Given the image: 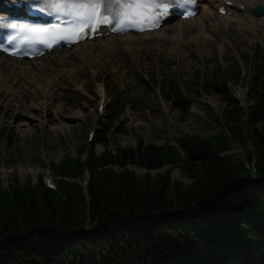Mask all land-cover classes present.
<instances>
[{"label":"trees","instance_id":"trees-1","mask_svg":"<svg viewBox=\"0 0 264 264\" xmlns=\"http://www.w3.org/2000/svg\"><path fill=\"white\" fill-rule=\"evenodd\" d=\"M226 64L201 86L225 99L220 117L206 107L217 134L112 151L99 131L50 163L55 189L42 178L0 184V264H264V60L250 62L246 108L230 93L245 80L242 68ZM171 91L164 101L188 112L192 93ZM234 144L249 145V168L233 160ZM175 169L187 183L173 179Z\"/></svg>","mask_w":264,"mask_h":264},{"label":"rangeland","instance_id":"rangeland-1","mask_svg":"<svg viewBox=\"0 0 264 264\" xmlns=\"http://www.w3.org/2000/svg\"><path fill=\"white\" fill-rule=\"evenodd\" d=\"M199 5L193 23L182 26L180 34L173 31L177 24L173 20L156 35L102 48L100 59L89 45L62 52L57 57L64 55L63 60L49 54L42 75L39 70L13 75L0 58V74L7 81L0 88V184L8 187L14 181L39 178L55 181L50 163L67 154L75 156L89 143L91 132L94 136L106 132L112 151L118 146L135 147L138 142L154 147L172 144L185 134L203 138L217 134L222 127L209 119L206 107L220 117L227 108L225 99L205 93L201 86L210 70L223 71L229 61L240 65L245 75L239 85L230 86V93L240 106L250 105L246 77L251 60H264V26L248 29L236 23L237 17L217 14L216 6L209 7L207 1ZM174 35L180 38L176 41ZM167 88L170 95H174L171 88L192 93L188 112L164 101L161 94ZM249 150V145L242 150L234 144L230 154L234 161L245 162L244 151ZM103 151L97 145L96 152ZM173 179L188 182L179 169L174 170ZM241 264L262 262L252 259Z\"/></svg>","mask_w":264,"mask_h":264},{"label":"snow or ice","instance_id":"snow-or-ice-1","mask_svg":"<svg viewBox=\"0 0 264 264\" xmlns=\"http://www.w3.org/2000/svg\"><path fill=\"white\" fill-rule=\"evenodd\" d=\"M120 11L117 13V22L123 29L127 24L147 23L152 19L153 11L160 7L157 0H114ZM52 8L57 14L70 16L69 26L62 27L53 24L47 27L26 29L33 33V39L41 43L50 40L68 39L75 35L76 40L82 38L87 30H96L103 24L111 25L112 19L103 15V0H53ZM15 27V25H13Z\"/></svg>","mask_w":264,"mask_h":264},{"label":"bare ground","instance_id":"bare-ground-1","mask_svg":"<svg viewBox=\"0 0 264 264\" xmlns=\"http://www.w3.org/2000/svg\"><path fill=\"white\" fill-rule=\"evenodd\" d=\"M2 1H5V0H2ZM202 1H207L209 7H213V5H216V4H217L218 9L220 7H223L226 10L227 15L230 14V16H232V17H237L238 21L236 20V23H238L240 26H242V23H244L245 25H243V26L248 27V29L253 28V27H257V25H263L264 26V17H259V16L256 17V16H253L251 14V10L253 8H255L257 5L264 6V0H202ZM227 2L231 3V5L228 6L226 4ZM230 19H232V18H230ZM193 20H194V18L189 19V20H184V21L178 20L177 24L173 25V26H175L173 31H177L178 33L181 32L182 31L181 27L193 23ZM168 23H164L159 28V30H157V31H153L150 33H144V34H140V35L127 34V35H123V36H115V35H110V34L109 35L103 34L101 37L93 39L92 41H85L83 43L76 44L75 46L69 48L67 51L61 50V51L57 52V51L53 50L49 54H50V56L52 54H54L56 56L54 58H56L58 60H63L64 58H66V57H64V55L63 56L61 55L62 57H57L62 52H64V53L67 52L66 54H68L71 51L73 53V52H76L77 50H81L82 48H85V46L89 45L90 46L89 50H91V52L92 51L97 52V55L99 54L97 56V59L98 58L100 59L101 58L100 52H101V50H103L102 48L118 47L120 44H123L124 43L123 41L126 39H129V41H130V40H134V39L135 40L139 39L137 37L144 38L146 36H150V35H154V34L156 35L157 33L161 32L162 30H165L167 28V26H169ZM204 25H206V24H204ZM179 36L174 35L173 37L176 38V41H177V38H180ZM116 38H118V39H116ZM55 53H57V54H55ZM79 53H80V51H79ZM49 54H45L41 58H34L32 60H17V59H13L10 57L3 56L1 54H0V58H1V60L2 59L5 60L7 63L5 61L4 62L12 68V71L14 72L13 75H21V76L22 75H29L31 73V71H33V70H39V72L42 75L43 74L42 69L44 68V63L48 62L47 61L48 60L47 55H49ZM13 77H17V76H13ZM35 80H37V79H35ZM38 80H39V78H38ZM38 80H37V82H38ZM6 83H7V81L5 80V78L0 74V88L5 86ZM36 84H38V83H36ZM49 86H50L49 84H46L47 88H50ZM101 90L104 91V88H102ZM101 93H103V92L101 91ZM263 103H264V98H263ZM33 111L37 112V110H35V109ZM20 118L22 119L23 117H20ZM14 124H15V122H14Z\"/></svg>","mask_w":264,"mask_h":264},{"label":"water","instance_id":"water-1","mask_svg":"<svg viewBox=\"0 0 264 264\" xmlns=\"http://www.w3.org/2000/svg\"><path fill=\"white\" fill-rule=\"evenodd\" d=\"M251 13L255 16H264V6L257 5L255 8L251 10Z\"/></svg>","mask_w":264,"mask_h":264}]
</instances>
